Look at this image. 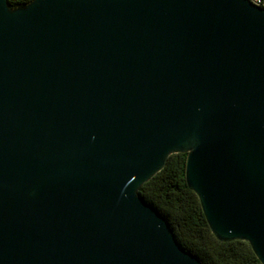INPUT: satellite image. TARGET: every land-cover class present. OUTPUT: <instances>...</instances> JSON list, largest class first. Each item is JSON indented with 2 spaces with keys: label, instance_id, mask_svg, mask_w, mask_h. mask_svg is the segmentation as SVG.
Instances as JSON below:
<instances>
[{
  "label": "water",
  "instance_id": "obj_1",
  "mask_svg": "<svg viewBox=\"0 0 264 264\" xmlns=\"http://www.w3.org/2000/svg\"><path fill=\"white\" fill-rule=\"evenodd\" d=\"M171 154L264 264V8L0 0V264H201L139 195Z\"/></svg>",
  "mask_w": 264,
  "mask_h": 264
},
{
  "label": "trees",
  "instance_id": "obj_2",
  "mask_svg": "<svg viewBox=\"0 0 264 264\" xmlns=\"http://www.w3.org/2000/svg\"><path fill=\"white\" fill-rule=\"evenodd\" d=\"M184 163V154H171L139 195L168 222L178 243L201 264H260L246 242L222 243L213 237L197 197L185 184Z\"/></svg>",
  "mask_w": 264,
  "mask_h": 264
},
{
  "label": "built area",
  "instance_id": "obj_3",
  "mask_svg": "<svg viewBox=\"0 0 264 264\" xmlns=\"http://www.w3.org/2000/svg\"><path fill=\"white\" fill-rule=\"evenodd\" d=\"M8 3L11 4H20V3H26L30 0H7ZM249 2L251 5H254L259 8H264V0H246Z\"/></svg>",
  "mask_w": 264,
  "mask_h": 264
}]
</instances>
